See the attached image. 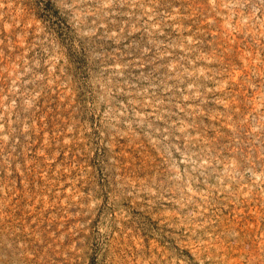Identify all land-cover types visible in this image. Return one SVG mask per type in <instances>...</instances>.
Returning <instances> with one entry per match:
<instances>
[{
  "label": "rangeland",
  "instance_id": "rangeland-1",
  "mask_svg": "<svg viewBox=\"0 0 264 264\" xmlns=\"http://www.w3.org/2000/svg\"><path fill=\"white\" fill-rule=\"evenodd\" d=\"M0 264H264V0H0Z\"/></svg>",
  "mask_w": 264,
  "mask_h": 264
}]
</instances>
